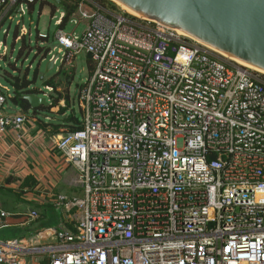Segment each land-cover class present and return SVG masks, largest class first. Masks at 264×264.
I'll list each match as a JSON object with an SVG mask.
<instances>
[{
  "label": "built area",
  "instance_id": "obj_1",
  "mask_svg": "<svg viewBox=\"0 0 264 264\" xmlns=\"http://www.w3.org/2000/svg\"><path fill=\"white\" fill-rule=\"evenodd\" d=\"M38 1L0 0V29ZM65 16L52 17L50 60L72 71L86 54L93 70L77 95L82 128L54 144L84 195L53 196L75 212L57 245L13 239L0 244V264H29L31 250L49 264H264V74L99 0H81L68 20L85 22L82 35L66 32ZM21 24L17 40L31 36ZM45 90L53 106L55 88ZM8 96L0 76V134L35 117L7 115ZM8 215L0 210V226Z\"/></svg>",
  "mask_w": 264,
  "mask_h": 264
},
{
  "label": "crops",
  "instance_id": "obj_2",
  "mask_svg": "<svg viewBox=\"0 0 264 264\" xmlns=\"http://www.w3.org/2000/svg\"><path fill=\"white\" fill-rule=\"evenodd\" d=\"M88 58L90 59L89 56ZM0 76L2 79L3 76ZM59 83L60 81L56 82ZM53 87L55 99L59 94L64 97L69 95L73 99L71 83L65 88ZM79 87L80 85L77 86ZM64 90H67L66 94ZM54 105L53 103L51 113L58 118L47 115L49 119H43L46 126H41L37 115L33 114V120L21 130L9 129L0 134V210L9 213L0 226V244L13 239H25L32 246L52 247L58 244V229L73 227L71 216L75 212L67 215L58 210L53 199L59 193L80 196L82 192V187L78 184L79 171L65 160L54 144L66 127L63 126L60 132L55 133V127L51 124L62 123L60 120L67 117L65 113L60 119V106L66 107V99H61ZM21 112L24 111L19 113ZM29 179V183L36 182L35 187L23 185ZM32 210L39 214L35 220L30 217ZM27 231H31L32 235L22 236ZM45 254L47 252L35 253L31 250L26 255L27 262L49 264V257L38 256Z\"/></svg>",
  "mask_w": 264,
  "mask_h": 264
},
{
  "label": "water",
  "instance_id": "obj_3",
  "mask_svg": "<svg viewBox=\"0 0 264 264\" xmlns=\"http://www.w3.org/2000/svg\"><path fill=\"white\" fill-rule=\"evenodd\" d=\"M53 1L65 5L64 0ZM118 1L142 17L181 29L219 51L264 69V0ZM53 68L54 62L50 60L47 70ZM78 93L79 88L75 96ZM22 98L29 102V112L33 110V114L49 105L38 93L25 94Z\"/></svg>",
  "mask_w": 264,
  "mask_h": 264
},
{
  "label": "rangeland",
  "instance_id": "obj_4",
  "mask_svg": "<svg viewBox=\"0 0 264 264\" xmlns=\"http://www.w3.org/2000/svg\"><path fill=\"white\" fill-rule=\"evenodd\" d=\"M99 1L102 4L104 3L109 10H116L117 14L118 12L121 13L123 11H126L125 8L122 7V5L114 0ZM25 7L26 14L24 15V17H20V12L17 9L12 14L14 20H6L4 26L0 29V42H3L4 45H6L8 48L7 56L3 59L0 58V74L3 76L2 82L10 88V94L11 96H13V87L4 79V76L11 75L24 77L27 75L28 79L32 81L31 88L36 90L38 94L43 96V93L39 90L47 92L45 90V86L47 85L49 80H54L55 83L57 81H60V85L57 84V86L65 88L69 85L67 84L66 80L69 79L68 77H70L73 99L70 100L71 104L68 107L67 116H69L71 113H74V115L81 120L82 113L79 108L78 99L74 96V92L77 86L84 83L87 78H89L92 72L88 56L86 54L79 55L77 58V68L72 69V71H69L62 67V64L60 62H58L50 71L47 70V65L51 58V55H48L49 52L53 51V53L56 55L58 52L57 50H54V48L59 47V43L55 39V34L58 30V26L55 24V19H52V17L54 14L59 17L60 12L65 11V6L55 3L53 0H46L45 3H43L42 1L36 2L33 8H31L30 5H26ZM57 9L59 11L56 12ZM143 19L144 21L147 20L145 18ZM19 22L22 23L21 25H25L28 31H31V36L27 35L25 38H21L20 40L16 39V36L20 35V29H18ZM85 27L86 25L84 21L80 22L78 26L68 22L65 25V30L68 33L76 32L77 35H82ZM4 29L9 31L8 35L4 33ZM39 33L46 34L49 37L43 40L40 38ZM216 53L226 59H229L228 57L218 52ZM65 91L67 90H64V92ZM6 93L8 95V92ZM66 93L67 92H65V94ZM47 99L49 105H51V103L49 102L50 97H48ZM61 108L62 106H60V109ZM4 110L7 115H17L20 111H22V107L17 105L11 99V97L8 96ZM25 114L31 116L33 115V110ZM47 115L52 118H58V116L52 114L49 109L40 111L38 116L44 119ZM62 117L63 116L60 114V119ZM81 191L82 192H80V196L83 197V188L81 189ZM31 235V231H27L22 234V236L26 237H30ZM45 255L38 256L49 257L48 253Z\"/></svg>",
  "mask_w": 264,
  "mask_h": 264
},
{
  "label": "trees",
  "instance_id": "obj_5",
  "mask_svg": "<svg viewBox=\"0 0 264 264\" xmlns=\"http://www.w3.org/2000/svg\"><path fill=\"white\" fill-rule=\"evenodd\" d=\"M65 1V13H66V16L64 18V21H63V24L62 26H65L68 22V20L70 19V17L72 15H74L77 11H78V6H79V3L81 0H64ZM45 3V2H43ZM34 4H30V7L33 8ZM44 6V5H43ZM42 6V7H43ZM19 35L16 36V39L18 38ZM89 63H90V67H91V71L93 70V64H92V61L91 59H89ZM5 80L13 87V90H14V94L13 96H11V99L19 106L22 107V110L25 112V113H28L31 106L29 104V102L25 99L22 98V96H24L25 94H31V93H38L36 90L32 89L31 88V84H32V81H30L26 76L24 77H21V76H7L5 75L4 76ZM69 78V77H68ZM35 80H36V77H35ZM71 83L70 81V78L67 79V84ZM49 84H52L53 86H57V84L54 82V80H49L47 85ZM66 99V107H63L60 109V114H65L67 113V110H68V107L70 106L71 104V98L69 95H62V94H59V96L55 99L54 101V104L56 105L58 103L59 100L61 99ZM54 105V106H55ZM51 107L50 105L48 106H42L40 107L39 109L36 110V118L37 120L39 121L40 125L41 126H46V124L43 123V120L42 118H40L38 115H39V112L40 111H44L46 109H49L50 112H51ZM60 121H63L62 123H52L51 125H53L55 127V133H58L60 132V128H62L63 126L66 127L65 131L64 132H67V131H73V130H77V129H80L82 128L81 127V121L80 119H78L74 113H71L69 116L67 117H64L62 118ZM30 179L29 180H26L24 182V186L25 185H30L32 187H35L36 186V182L34 183H29Z\"/></svg>",
  "mask_w": 264,
  "mask_h": 264
},
{
  "label": "bare ground",
  "instance_id": "obj_6",
  "mask_svg": "<svg viewBox=\"0 0 264 264\" xmlns=\"http://www.w3.org/2000/svg\"><path fill=\"white\" fill-rule=\"evenodd\" d=\"M114 1H116L117 3H119L120 5H122V7H124L125 10H126L127 12L131 13L132 15H134V16H138V17H141V18H147V17H142V15H141L139 12H137V11H135L134 9L128 7V6L125 5L124 3H122V2H120V1H118V0H114ZM147 19H148V18H147ZM176 29L179 31V33H181V34H183V35H186V36H188V37H191L192 39H195L196 41H198V42H200V43H203V42H201L200 40H198V39H196L195 37H193L192 35H190L189 33L185 32V31H183V30H181V29H178V28H176ZM203 44H205V43H203ZM205 45H207V44H205ZM207 46L211 47V49L217 51L218 53H220V54H222V55L228 57L229 59H233L234 61H236L237 63H239L240 65H242V66H244V67H248V68H250V69H253V70L259 71L260 73L264 74V69H261V68H259V67H257V66H254V65H252V64H250V63H248V62H245V61H242V60L236 59V58H234L233 56H230V55H228L227 53H225V52H223V51H219V50L215 49L214 47H212V46H210V45H207Z\"/></svg>",
  "mask_w": 264,
  "mask_h": 264
}]
</instances>
